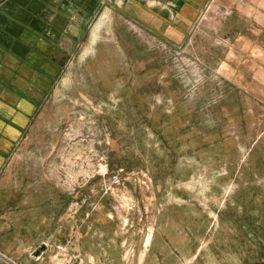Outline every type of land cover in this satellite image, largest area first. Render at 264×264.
<instances>
[{"label": "rangeland", "instance_id": "obj_1", "mask_svg": "<svg viewBox=\"0 0 264 264\" xmlns=\"http://www.w3.org/2000/svg\"><path fill=\"white\" fill-rule=\"evenodd\" d=\"M121 23L102 29L54 92L61 113L49 121L60 141L17 162L42 164L38 174L68 195L92 182L105 193L112 172L125 168L109 192L114 264L144 250L148 264H264V108L219 73L220 45L203 32L187 49L143 41ZM56 244L52 264L88 261ZM98 248L105 262L103 246L83 250Z\"/></svg>", "mask_w": 264, "mask_h": 264}, {"label": "crops", "instance_id": "obj_2", "mask_svg": "<svg viewBox=\"0 0 264 264\" xmlns=\"http://www.w3.org/2000/svg\"><path fill=\"white\" fill-rule=\"evenodd\" d=\"M116 19L143 41L187 49L203 32L220 45L219 73L264 108V0H0V264H52L58 242L84 254L86 264H114L116 208L102 182L68 195L38 174L42 164L17 160L60 141L49 121L61 113L52 107L54 92L77 55ZM85 244L103 246L106 261ZM120 264H148L146 250Z\"/></svg>", "mask_w": 264, "mask_h": 264}, {"label": "built area", "instance_id": "obj_3", "mask_svg": "<svg viewBox=\"0 0 264 264\" xmlns=\"http://www.w3.org/2000/svg\"><path fill=\"white\" fill-rule=\"evenodd\" d=\"M125 170L124 167L119 168L117 171H113L110 177V182L104 186L105 193L112 192L115 185L119 184L121 181V173ZM64 249V247L62 246Z\"/></svg>", "mask_w": 264, "mask_h": 264}, {"label": "trees", "instance_id": "obj_4", "mask_svg": "<svg viewBox=\"0 0 264 264\" xmlns=\"http://www.w3.org/2000/svg\"><path fill=\"white\" fill-rule=\"evenodd\" d=\"M115 162L119 164H123L124 160L122 158H119L118 155L115 156Z\"/></svg>", "mask_w": 264, "mask_h": 264}, {"label": "water", "instance_id": "obj_5", "mask_svg": "<svg viewBox=\"0 0 264 264\" xmlns=\"http://www.w3.org/2000/svg\"><path fill=\"white\" fill-rule=\"evenodd\" d=\"M44 248H45V245H42V246L36 251V254H37V253H40Z\"/></svg>", "mask_w": 264, "mask_h": 264}]
</instances>
